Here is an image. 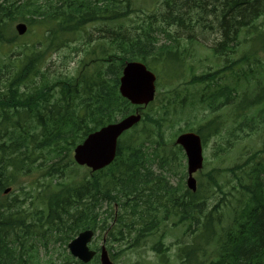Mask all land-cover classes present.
Instances as JSON below:
<instances>
[{"label":"trees","instance_id":"16d2710c","mask_svg":"<svg viewBox=\"0 0 264 264\" xmlns=\"http://www.w3.org/2000/svg\"><path fill=\"white\" fill-rule=\"evenodd\" d=\"M135 6V0H0V43L15 44L14 21L40 30L39 45L47 50L83 40L73 48L81 54L71 73L49 78L41 72L43 55L34 52L9 75L2 76L7 66L0 64V192L16 176L5 171L9 161L17 175L42 170L39 182L20 188L23 198L36 200L33 210L26 213L19 203L14 211L2 210L0 204V264H40L32 242L37 237L45 248L52 240L60 243V264H85L66 249L84 229L106 232L111 258L114 241L136 247L161 231L151 249L170 264L166 226L191 234L176 242L175 264H264V59L257 52L264 50V0H163L140 24L128 22ZM202 16L212 19L199 21ZM185 21L190 31L181 34ZM94 24L101 32L97 38L88 30ZM199 24H216L220 39L209 50L218 66L186 81L198 85L192 93L173 86L146 107L119 94L127 60L165 73L167 86L179 79L193 53L191 31ZM175 103L186 122L190 114L196 119V110L200 120L168 138L167 129L181 119L170 113ZM136 109L141 119L118 138L113 161L79 173L75 145ZM226 121L257 133L261 142L239 162L200 171L191 191L175 137L193 131L205 145ZM172 175L179 176L175 184ZM91 247L99 250L95 243ZM97 262L95 256L87 264Z\"/></svg>","mask_w":264,"mask_h":264},{"label":"rangeland","instance_id":"374dc122","mask_svg":"<svg viewBox=\"0 0 264 264\" xmlns=\"http://www.w3.org/2000/svg\"><path fill=\"white\" fill-rule=\"evenodd\" d=\"M163 0H135L136 12L131 15V19L128 22H133L134 24H140L142 20H145V14L150 11L158 9L161 5ZM212 19L211 16H202L199 17V21H210ZM16 22V21H15ZM11 23V27L14 26V23ZM99 24H94L88 28L89 32L93 33V38H97L101 32L98 31L96 28ZM189 25L186 21L183 25V30L179 31L181 34L189 32ZM205 26V27H204ZM216 24L212 29L206 28V25L199 24L195 26V28L191 31L193 39L195 40L194 43L188 44V49H190L193 53L191 56L188 57L185 66V70L182 71L181 77L179 79H173V82L170 86L166 85V81L168 79L165 73L156 72V93L155 95L161 98L164 92L173 86H179L182 88H187L190 93H192L197 84L192 85L186 83L193 75H199L200 72L204 70H212L217 68L218 63L217 59L211 55V50L209 48L218 42L220 39V35L215 30ZM170 31H177L176 26H172ZM161 35V34H160ZM161 35V39H162ZM42 41L41 31L35 28H31L26 30V32L18 37L15 44H7V43H0V64L6 65L7 70L3 73L2 76L9 75L16 70V67L19 66L20 61L24 58L26 54H29L30 51H38L43 54V58L40 62V67H42L43 72L49 77L52 78L53 76L63 74V73H71L74 70L75 61L78 60L80 57V51L75 52L73 48L78 46L83 40L80 41L78 45H71L68 47H61L58 50H47L45 49V45H39V42ZM27 44L26 46H23ZM75 44V43H73ZM28 47V48H25ZM80 47L79 49H81ZM239 48V47H238ZM257 52L260 55L261 59H264V50L258 48ZM161 81V85L159 86V82ZM229 84H232V79L228 76ZM187 102L191 101V97L186 100ZM184 102V101H183ZM174 106L176 110H171L170 113L176 114L172 116L174 118L180 116V107L181 104L175 103ZM149 108L147 109V111ZM222 113H227V110L224 109ZM194 114L197 115L196 119L192 118V114H190L191 119L187 122L184 120L185 116H180L181 119L173 121L172 127L168 128L166 131V137L169 138L171 134L175 132V130L179 127L184 126H196L198 120H200V115L198 111H194ZM230 121H226L223 125V128L220 131L213 135L204 145L203 148V162L204 165L202 169H200L194 176L197 180L198 175L200 176V171H207L211 167L214 166H230L235 162H239L244 158L246 152L254 151L256 149L261 140L257 137V133H249L246 134L245 130L242 131L241 128L239 129L236 127L235 124L231 125ZM185 162V161H184ZM9 172V169L6 170ZM85 171L84 167H80L78 169L79 173H83ZM42 170L35 169L30 172L28 175H17L15 173L14 181L10 182L11 193L4 197V200L9 202L11 198H15V207L19 203L22 205V209L27 213L29 210H33L37 204L36 200L31 201L29 197H24L21 191V186L26 185V182H32L38 180V182L42 179ZM38 176H41L39 178ZM40 179V180H39ZM186 179V175L184 178V182ZM171 183L175 184L179 181L178 175H172L170 177ZM2 200V196H0V202ZM108 205L104 203L103 209L107 208ZM117 208V207H116ZM40 209V208H38ZM183 227L179 228H172L170 226H166L164 228V242L168 246L169 251L167 252L170 264H175L174 253L176 252V242L179 241H188L191 237V234L188 233L184 235ZM159 233H156L155 236L150 237L147 239L145 243H142L136 247H130L129 243H125L124 240L118 239L112 243V251L114 252L113 258L110 257L113 264H168L169 260L164 262L159 258L155 250H152L151 247L155 241V239L159 236ZM99 234L97 237L96 235ZM93 237L91 243H95L98 246H101L103 243V239L106 235V232L103 230L100 233ZM37 248L38 256L40 259V264H50L49 261H52V264H60L62 258L64 257V252L61 248V245L57 241H51L47 247H43L41 245L40 237H37L36 240L32 241ZM106 244V242H105ZM98 264V263H97Z\"/></svg>","mask_w":264,"mask_h":264},{"label":"water","instance_id":"95a60500","mask_svg":"<svg viewBox=\"0 0 264 264\" xmlns=\"http://www.w3.org/2000/svg\"><path fill=\"white\" fill-rule=\"evenodd\" d=\"M15 30L21 35L26 31V25L18 22ZM155 78V74L144 63L137 60L127 61L119 78V92L131 104L147 105L155 95ZM139 119L140 114L135 111L117 122L89 133L73 150L75 162L86 165L91 170L108 165L115 156L117 138ZM175 143L182 147L186 156V185L194 191L196 184L192 174L202 167L203 160L200 137L194 132H185L177 136ZM93 233L91 229L82 230L67 244L70 254L83 263L89 262L95 255V250L89 247ZM99 264H113L104 245L100 248Z\"/></svg>","mask_w":264,"mask_h":264},{"label":"flooded vegetation","instance_id":"af4514ba","mask_svg":"<svg viewBox=\"0 0 264 264\" xmlns=\"http://www.w3.org/2000/svg\"><path fill=\"white\" fill-rule=\"evenodd\" d=\"M7 169H9L10 176H13L14 175L15 168H14V166H12L10 164V161H9V164L6 165V170ZM9 193H11V187H10V185H5L2 188L1 192H0V196H2L4 198V197H7V195ZM12 197L11 198L9 197L10 201H9L8 207L10 208V210L14 211L15 210V198H12ZM3 206L5 207V205H3ZM1 209H3V207H1Z\"/></svg>","mask_w":264,"mask_h":264}]
</instances>
